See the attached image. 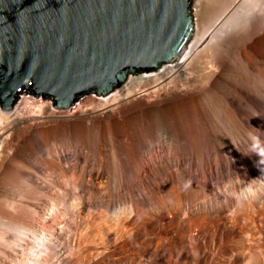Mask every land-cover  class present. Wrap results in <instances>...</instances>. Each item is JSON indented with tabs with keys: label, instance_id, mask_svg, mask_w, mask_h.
<instances>
[{
	"label": "bare ground",
	"instance_id": "bare-ground-1",
	"mask_svg": "<svg viewBox=\"0 0 264 264\" xmlns=\"http://www.w3.org/2000/svg\"><path fill=\"white\" fill-rule=\"evenodd\" d=\"M191 13L173 62L0 107V264H264V0Z\"/></svg>",
	"mask_w": 264,
	"mask_h": 264
},
{
	"label": "water",
	"instance_id": "water-1",
	"mask_svg": "<svg viewBox=\"0 0 264 264\" xmlns=\"http://www.w3.org/2000/svg\"><path fill=\"white\" fill-rule=\"evenodd\" d=\"M191 0H0V107L17 92L67 109L132 73L175 61Z\"/></svg>",
	"mask_w": 264,
	"mask_h": 264
},
{
	"label": "clouds",
	"instance_id": "clouds-1",
	"mask_svg": "<svg viewBox=\"0 0 264 264\" xmlns=\"http://www.w3.org/2000/svg\"><path fill=\"white\" fill-rule=\"evenodd\" d=\"M190 182H185L184 187L187 188L189 186Z\"/></svg>",
	"mask_w": 264,
	"mask_h": 264
},
{
	"label": "rangeland",
	"instance_id": "rangeland-1",
	"mask_svg": "<svg viewBox=\"0 0 264 264\" xmlns=\"http://www.w3.org/2000/svg\"><path fill=\"white\" fill-rule=\"evenodd\" d=\"M191 7H192V0H191V4H190V9H191ZM18 93V92H17ZM92 94H94V93H92ZM15 99V98H14ZM31 242H34L33 240H31ZM31 262V261H30Z\"/></svg>",
	"mask_w": 264,
	"mask_h": 264
}]
</instances>
